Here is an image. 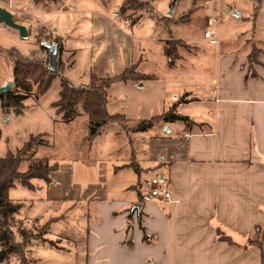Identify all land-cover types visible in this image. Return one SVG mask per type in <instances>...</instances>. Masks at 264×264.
I'll return each instance as SVG.
<instances>
[{
  "label": "crops",
  "instance_id": "0c3cea01",
  "mask_svg": "<svg viewBox=\"0 0 264 264\" xmlns=\"http://www.w3.org/2000/svg\"><path fill=\"white\" fill-rule=\"evenodd\" d=\"M194 2L202 31L208 17L215 18L218 43L195 36L187 38L193 43L182 39L189 49L179 53L178 65L182 60L200 63L195 67L202 70L209 61L213 76L205 83L175 86L187 94L179 101L196 102L199 108L180 113L189 118L184 125L174 121L160 131L155 124V132L139 135L134 152L114 167L115 176L122 169L121 175L112 180L111 188L106 185L93 196L94 223L87 227L85 248L75 246L79 254L85 251L84 264H264V3ZM62 3L69 5V0ZM10 4L11 0H0L2 7ZM104 24L113 30L106 17H93L91 31ZM55 31L67 46L66 29ZM201 46L210 51H198ZM254 50L259 52L249 60ZM134 63L131 60L120 71ZM151 75L149 80L155 79ZM165 90L171 93L172 86ZM177 103L172 101L170 108ZM140 152L145 155L139 157ZM144 169H152L151 178L162 177L176 201L148 197L146 180L141 182ZM59 198L82 201L78 194Z\"/></svg>",
  "mask_w": 264,
  "mask_h": 264
},
{
  "label": "rangeland",
  "instance_id": "374dc122",
  "mask_svg": "<svg viewBox=\"0 0 264 264\" xmlns=\"http://www.w3.org/2000/svg\"><path fill=\"white\" fill-rule=\"evenodd\" d=\"M259 1L264 3V0ZM196 2L143 0L139 6H130V2L125 0H69V5L63 4L62 0L59 3L41 4L33 0H11L7 9L14 13L15 22L26 23L28 36L21 37L16 29L0 21V84L11 80V89H15L14 64L7 49H16L22 57H28L33 51V60L48 68V50L41 46L42 40L58 43L57 68H63L64 72L52 80L43 95L32 94L24 100L20 114L0 106V157L8 152L17 154L23 144L34 137L32 150L22 156L18 170L23 172L27 169L30 156L46 157L50 164L58 166L50 174V183L35 178L32 179L31 189L18 181L11 188L10 198L20 203V208L12 214L11 226L14 241L20 246L8 261L0 264H84L85 251L81 254L79 252L85 248L87 227H92L94 223L92 215L95 213V205L92 201L96 197L93 196L101 189L104 191L106 185L110 187L112 180L121 175L122 169L115 176L114 167L122 164L128 152L138 145L135 142L139 135L146 137L156 130L155 127L137 133L132 130V126L142 119L164 113L170 109L172 101L178 100L176 112L182 114L198 109L199 104L196 102L190 104L179 101L187 94L182 95L177 91L180 89L174 87L200 84L202 81L205 83V80L213 76V66L209 61L204 63L202 70L199 69L200 63L189 61L186 64L182 60V65H178L179 53L189 49L183 40L193 43L187 38L203 37L206 24L202 31ZM42 4L48 5L47 8ZM59 9L70 12L62 14L57 11ZM100 15L111 21L113 30L104 24L91 31L92 18ZM56 29L61 32L66 29L68 38L65 44L69 50L64 51L67 46L62 44ZM176 37L181 39H170ZM167 40H171L176 49L177 56L173 62H170L164 51ZM95 41L99 42L96 46L92 43ZM201 48L198 47V51H210L203 46ZM112 55L117 58L119 55L120 60L113 59ZM131 60L135 61L137 71L155 74L156 77L136 83L117 81L107 89V110L111 114H123L125 125L108 123L100 128L94 138L88 139L83 112L70 123L59 120L52 102L58 99L60 77L64 76L75 86L86 85L90 80L89 75L118 74L120 68ZM175 67L172 76H169L172 72L170 69ZM170 85L171 93L165 90ZM32 91H37L35 85ZM169 123L157 122V129L163 131ZM176 123L185 124L184 121ZM41 140L47 141L40 143ZM142 155L145 154L140 152L138 156ZM152 176V169H144L141 182ZM133 190L136 192V189L131 188L134 193ZM63 194H78L82 201L71 202L59 198ZM27 216L38 217L41 223L39 219H35L34 223ZM51 217L54 221L44 236L54 241L55 245L40 244L34 240L27 245V240H40L44 233L39 225ZM21 231L24 232L23 236ZM75 246L81 250L77 251Z\"/></svg>",
  "mask_w": 264,
  "mask_h": 264
},
{
  "label": "trees",
  "instance_id": "16d2710c",
  "mask_svg": "<svg viewBox=\"0 0 264 264\" xmlns=\"http://www.w3.org/2000/svg\"><path fill=\"white\" fill-rule=\"evenodd\" d=\"M37 3H59L60 0H33ZM130 2V6L141 5L143 0H125ZM172 3L174 0H171ZM127 8V7H125ZM132 9V7H129ZM171 40L165 43V54L170 62H173L176 49L172 45ZM42 46V45H41ZM47 50L45 46H42ZM6 52L12 58L14 67V91H9L0 94V106L4 110L13 109L15 114H20L23 108V101L30 95H43L49 88L52 80L59 77L63 73V68L51 71L49 68L43 67L41 64L33 60V51L28 57H22L14 48L7 49ZM254 56L249 55V60H255L259 51L254 50ZM42 66V67H41ZM59 71V72H58ZM89 83L86 85L75 86L64 76L60 77V90L58 92V99L52 102L55 107V114L59 120L64 123L72 122L80 112L86 116V125L88 134L86 138L92 139L98 133L102 126L108 123H120L125 125V117L123 114H111L107 110V89L114 82L119 81H136L151 79V74H144L136 70V65L123 68L118 74L105 77L89 75ZM36 86V92L32 91V86ZM35 92V93H33ZM6 101V102H5ZM174 122V121H189V118L176 112L173 106L160 115L152 116L149 119H142L137 124L132 126L134 132H141L152 128L157 122ZM34 137H31L25 142L17 151V154L8 152L4 157H0V263L8 261L11 254H15L19 243L14 241V233L11 229L12 214L17 212L20 208V203L12 201L9 192L14 186L15 182H20L23 186L31 189L33 187L32 179L39 178L52 182L50 174L57 170V164L49 163V159L29 157V164L25 171L18 170L22 156L31 151ZM47 140H41L40 143ZM138 172V169L136 168ZM35 223V220H33ZM50 219L42 225L43 236L39 241L32 239L26 241L27 245L31 241L39 242L40 244H47L54 246L55 242L49 240L44 235L46 234L51 222ZM33 224V222H32ZM37 227V226H34ZM24 233V232H23ZM21 231L22 236L24 235ZM24 238V237H23Z\"/></svg>",
  "mask_w": 264,
  "mask_h": 264
},
{
  "label": "water",
  "instance_id": "95a60500",
  "mask_svg": "<svg viewBox=\"0 0 264 264\" xmlns=\"http://www.w3.org/2000/svg\"><path fill=\"white\" fill-rule=\"evenodd\" d=\"M0 21L6 26L12 27L19 32V35L23 38L28 36L27 26L14 21L13 14L5 7L0 6ZM41 45L45 46L48 50V68L51 71L57 70L58 67V43L51 42L49 40H42ZM12 81L0 84V94H3L12 88ZM162 180V177H159Z\"/></svg>",
  "mask_w": 264,
  "mask_h": 264
},
{
  "label": "built area",
  "instance_id": "2783aa9c",
  "mask_svg": "<svg viewBox=\"0 0 264 264\" xmlns=\"http://www.w3.org/2000/svg\"><path fill=\"white\" fill-rule=\"evenodd\" d=\"M215 22L216 20L214 17H208L203 31V38L211 45L218 43V34L215 28ZM145 184L144 192L151 199L176 201L173 200L172 193L168 185L158 177L149 179Z\"/></svg>",
  "mask_w": 264,
  "mask_h": 264
}]
</instances>
